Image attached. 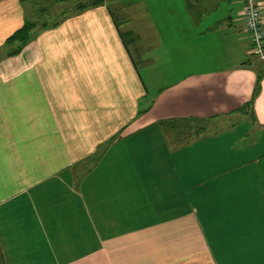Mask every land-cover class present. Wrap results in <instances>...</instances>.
<instances>
[{
	"label": "crops",
	"instance_id": "0c3cea01",
	"mask_svg": "<svg viewBox=\"0 0 264 264\" xmlns=\"http://www.w3.org/2000/svg\"><path fill=\"white\" fill-rule=\"evenodd\" d=\"M25 2L0 0L1 264H264V62L242 0L150 17L139 0L134 20L104 2L10 53Z\"/></svg>",
	"mask_w": 264,
	"mask_h": 264
},
{
	"label": "rangeland",
	"instance_id": "374dc122",
	"mask_svg": "<svg viewBox=\"0 0 264 264\" xmlns=\"http://www.w3.org/2000/svg\"><path fill=\"white\" fill-rule=\"evenodd\" d=\"M139 0H104L107 4L112 6L114 11L118 8L120 10L117 11L118 20H122L121 18H130L135 15L132 12H136V7L146 6L145 10L148 12V16L150 17L152 13H156V9L161 7L158 5V0H143V5H138L137 2ZM166 1V0H165ZM92 0H26L24 3L27 8V21L31 22L38 29L44 24L53 23L71 12H78V10H82L78 7L80 4H91ZM130 5L131 9H128L126 12L123 10L122 6ZM125 8V6H124ZM134 20V19H133ZM150 40V39H147ZM142 68V67H141ZM150 69V68H149ZM142 74L145 78V81L149 88H151L155 83H160V86H164L169 80L161 77L155 83H151V74L152 70L142 69ZM172 79L171 81H173ZM170 81V82H171Z\"/></svg>",
	"mask_w": 264,
	"mask_h": 264
},
{
	"label": "built area",
	"instance_id": "2783aa9c",
	"mask_svg": "<svg viewBox=\"0 0 264 264\" xmlns=\"http://www.w3.org/2000/svg\"><path fill=\"white\" fill-rule=\"evenodd\" d=\"M244 28L251 41V53L264 62V30L260 0H242Z\"/></svg>",
	"mask_w": 264,
	"mask_h": 264
},
{
	"label": "trees",
	"instance_id": "16d2710c",
	"mask_svg": "<svg viewBox=\"0 0 264 264\" xmlns=\"http://www.w3.org/2000/svg\"><path fill=\"white\" fill-rule=\"evenodd\" d=\"M103 3H104V0H92L91 4H89V5L88 4H80V5H78V7L81 8L82 10H84V9L90 8L92 6H96V5L103 4ZM82 10H78V11H82ZM112 15H113V19L116 23L117 21L114 18V14L112 13ZM55 22H57V21H55ZM44 26H45V24H44ZM34 27L35 26L31 22L26 21V23H24V25L21 28H19L12 36H10L7 39V43H12L14 41H16L18 43L16 48L13 51H11L10 53H15V52L20 50V48L30 39L31 35L35 32L36 29ZM123 38H126L128 43L130 41L131 42L133 41L132 40L133 37L129 33L127 35L124 34ZM0 264H1V262H0Z\"/></svg>",
	"mask_w": 264,
	"mask_h": 264
}]
</instances>
